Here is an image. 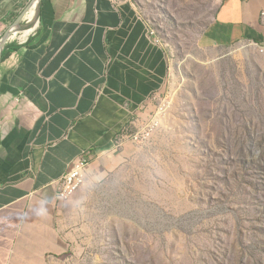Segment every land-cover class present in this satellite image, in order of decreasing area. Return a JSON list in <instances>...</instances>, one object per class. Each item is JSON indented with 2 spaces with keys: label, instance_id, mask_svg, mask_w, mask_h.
Listing matches in <instances>:
<instances>
[{
  "label": "crops",
  "instance_id": "obj_1",
  "mask_svg": "<svg viewBox=\"0 0 264 264\" xmlns=\"http://www.w3.org/2000/svg\"><path fill=\"white\" fill-rule=\"evenodd\" d=\"M262 11L264 0H0V39L20 19L29 30L1 51L0 264L78 254L73 201H56L71 163L89 154V182L110 172L124 130L165 89L173 47L264 46Z\"/></svg>",
  "mask_w": 264,
  "mask_h": 264
},
{
  "label": "rangeland",
  "instance_id": "obj_2",
  "mask_svg": "<svg viewBox=\"0 0 264 264\" xmlns=\"http://www.w3.org/2000/svg\"><path fill=\"white\" fill-rule=\"evenodd\" d=\"M173 51L127 129L153 120L150 136L120 139L110 172L72 198L80 250L65 264H264V47Z\"/></svg>",
  "mask_w": 264,
  "mask_h": 264
},
{
  "label": "built area",
  "instance_id": "obj_3",
  "mask_svg": "<svg viewBox=\"0 0 264 264\" xmlns=\"http://www.w3.org/2000/svg\"><path fill=\"white\" fill-rule=\"evenodd\" d=\"M30 7L28 8V11H29ZM260 21L264 25V11H262L260 13ZM23 22L27 23L28 21L27 20L22 21L18 25H13L10 28L11 36L14 32H16L17 37L11 38V36H10L8 38L6 44L11 43L13 41L23 43V41L25 40V37L23 38L21 36V33L23 31H26V30L20 31V29L22 28ZM262 47H264V46H261L260 48H262ZM152 99H153V101L156 102L157 96H154ZM137 119H138V117H136V119L131 122L130 127L135 126L134 121L136 122ZM154 126H155V124L153 123V120H152V121H149L145 125L144 129H142L140 132L127 134L128 130L125 129L124 130V137H125V139L130 140L132 143H138L139 141L147 139L150 136ZM89 161H90L89 154L88 153H82L71 163L68 172L63 177H61V179L59 180L58 188H57V192H56L57 203H63V202L69 201L85 186L86 181H87L86 175H85V168L88 166Z\"/></svg>",
  "mask_w": 264,
  "mask_h": 264
},
{
  "label": "bare ground",
  "instance_id": "obj_4",
  "mask_svg": "<svg viewBox=\"0 0 264 264\" xmlns=\"http://www.w3.org/2000/svg\"><path fill=\"white\" fill-rule=\"evenodd\" d=\"M35 7H36V1H34L33 3H32V5H31V7H30V9H29V11H28V19H32L33 17H34V14H35ZM38 22V21H37ZM34 28V27H33ZM29 30H27V31H23L22 33H21V36L24 38V37H26L27 35H28V32ZM17 33L16 32H14L13 34H12V36H11V38H15V37H17V35H16Z\"/></svg>",
  "mask_w": 264,
  "mask_h": 264
},
{
  "label": "water",
  "instance_id": "obj_5",
  "mask_svg": "<svg viewBox=\"0 0 264 264\" xmlns=\"http://www.w3.org/2000/svg\"><path fill=\"white\" fill-rule=\"evenodd\" d=\"M28 10V9H27ZM21 19L15 23L14 25H18L20 23ZM11 36V30L9 29L8 31H6V33L3 35V37L0 39V55H1V51L2 49L5 47L8 38ZM253 44V43H252ZM255 45V44H254ZM256 46V45H255Z\"/></svg>",
  "mask_w": 264,
  "mask_h": 264
},
{
  "label": "trees",
  "instance_id": "obj_6",
  "mask_svg": "<svg viewBox=\"0 0 264 264\" xmlns=\"http://www.w3.org/2000/svg\"><path fill=\"white\" fill-rule=\"evenodd\" d=\"M4 57H5V54L2 53V54L0 55V60L3 59Z\"/></svg>",
  "mask_w": 264,
  "mask_h": 264
}]
</instances>
